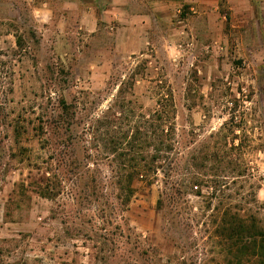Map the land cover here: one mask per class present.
Segmentation results:
<instances>
[{
  "label": "rangeland",
  "instance_id": "1",
  "mask_svg": "<svg viewBox=\"0 0 264 264\" xmlns=\"http://www.w3.org/2000/svg\"><path fill=\"white\" fill-rule=\"evenodd\" d=\"M226 20L181 9L120 54L116 24L0 0V264H264L213 234L228 206L264 230V45ZM158 102L173 149L148 184ZM202 176L221 196L189 189Z\"/></svg>",
  "mask_w": 264,
  "mask_h": 264
},
{
  "label": "crops",
  "instance_id": "2",
  "mask_svg": "<svg viewBox=\"0 0 264 264\" xmlns=\"http://www.w3.org/2000/svg\"><path fill=\"white\" fill-rule=\"evenodd\" d=\"M31 15L39 25L58 21L74 25L84 33L93 34L100 23L118 25L115 51L133 54L144 50L146 35L152 20L169 21L173 13L181 9L191 12L197 18H207L212 24L222 15L220 8L226 6L228 18L235 28L251 24L257 40L264 45V0H27ZM227 20L225 21V23ZM228 23V22H227Z\"/></svg>",
  "mask_w": 264,
  "mask_h": 264
},
{
  "label": "trees",
  "instance_id": "3",
  "mask_svg": "<svg viewBox=\"0 0 264 264\" xmlns=\"http://www.w3.org/2000/svg\"><path fill=\"white\" fill-rule=\"evenodd\" d=\"M228 22V17H226ZM0 85L3 83L0 81ZM167 103V102H163ZM162 106L159 110L154 111L145 123L147 124V129L149 130L155 126V138H157V143H155V154L144 160L143 169H145V174L139 177L144 178L148 184H151L150 173L156 172L159 165L156 163L164 164L165 161L169 160V155L173 149V128L170 124L172 120V109L169 111L165 108V104L159 103ZM3 105L0 104V112L3 110ZM15 132V131H14ZM149 134V135H148ZM148 140V145L152 143L150 137V132L145 135V139ZM152 141V142H151ZM233 143L231 149L233 148ZM132 178V176L130 177ZM129 178V179H130ZM189 184V183H188ZM219 182L208 180L205 176L193 177L191 183L189 184V189L199 190L197 193L200 195V188H204L209 196L206 197L207 200L212 201L217 198V194L221 196L220 190L217 188ZM202 186V187H201ZM126 191L128 198L133 194V188L131 182L123 188ZM121 189V191L123 190ZM128 198H125L127 201ZM239 210H235L234 207H226L217 214V225L214 229V236L221 239L227 243V249H235L237 253L234 257H238L237 254L246 251H251V256L254 258H261L264 260V230L259 226V222L255 217L250 216L244 218ZM258 222V223H257Z\"/></svg>",
  "mask_w": 264,
  "mask_h": 264
}]
</instances>
